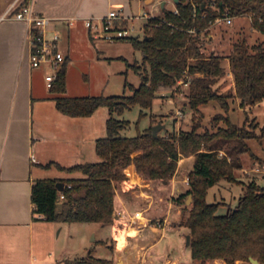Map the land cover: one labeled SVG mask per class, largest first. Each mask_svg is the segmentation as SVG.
Returning a JSON list of instances; mask_svg holds the SVG:
<instances>
[{"label": "trees", "instance_id": "obj_1", "mask_svg": "<svg viewBox=\"0 0 264 264\" xmlns=\"http://www.w3.org/2000/svg\"><path fill=\"white\" fill-rule=\"evenodd\" d=\"M246 17L251 29L264 35V0H180L176 11L166 8L162 16L151 18L144 27V36L121 40L141 53L142 65H127L141 78L138 87L127 79L121 96L67 97L68 62L62 65L50 89L55 95L56 109L71 118H88L105 108L107 136L96 141L97 163H86L70 168L49 163L45 169L55 168L68 174L80 173L81 179L37 180L32 186L31 200L35 216L50 223L114 224L115 190L127 180L126 169L134 165L141 179L169 182L177 173L181 158H194V167L188 174L189 189L174 199L177 205L193 198L185 227L191 237V260L208 264L223 260L226 264L248 262L250 258L264 264V187L256 181L242 183L236 171L243 170L241 156L259 160L248 142H264V126L258 123L238 126L232 123L230 96L220 91L219 81L225 77L223 62H229L235 93L240 108L246 113L264 103V42L250 44L245 38L233 42L227 57L215 53L205 55L204 45L213 24L218 19ZM127 21L123 27H127ZM90 39L93 41L91 35ZM190 77L188 106L192 112V126L170 135H153L155 117L151 125L140 130L143 118L152 111L158 95L174 91L178 81ZM129 90L131 94H126ZM160 98V97H159ZM217 102L223 113L213 123H224L225 128L201 133L204 115L200 108ZM140 108L135 123L137 134L126 135L132 123L122 117L127 111ZM225 150V151H224ZM224 154L221 155V152ZM234 155L235 158H234ZM240 156V158H239ZM232 157V159L230 158ZM226 181L241 184L243 195L237 206L221 215L223 203H208L209 191ZM58 184H63L60 192ZM64 200H60V196ZM107 246L105 242H101ZM68 264H114L91 254Z\"/></svg>", "mask_w": 264, "mask_h": 264}, {"label": "crops", "instance_id": "obj_2", "mask_svg": "<svg viewBox=\"0 0 264 264\" xmlns=\"http://www.w3.org/2000/svg\"><path fill=\"white\" fill-rule=\"evenodd\" d=\"M21 3L22 0H0V264H68L79 259L76 256L82 249L69 247L70 234L64 231L65 224L50 223L34 215L32 186L37 180L84 178L80 173L68 174L43 166L58 163L70 168L99 162L96 141L107 136L110 113L102 108L88 118H71L56 109L55 95L46 83L49 67H31L28 27L10 19ZM156 5L167 9V2L162 0H35L33 8L36 14L50 19L47 36L60 35L59 51L68 62V78L77 46L96 62L97 50L92 44L95 42L86 27L88 20L98 23L116 8L122 11L128 25L135 19L148 22L144 15L160 17L145 10L151 6L153 11ZM176 6L174 3L171 11H176ZM209 37L214 38L212 34ZM125 65H129L128 60ZM227 76L226 93L230 92L233 101L239 103L234 96L232 74ZM227 80L219 83L223 94L222 85ZM174 92L159 94L163 105L174 104ZM192 159L181 158L177 173L169 182L141 179L134 165L126 169L127 180L115 190L114 218L119 221L102 226L99 237L95 234L91 241L100 246H105L101 242L107 244L111 255L107 260L114 264H180L181 255L175 256L170 248L160 249V244L169 227L180 230L175 220L181 216V205L174 202L173 191L179 197L189 189L191 170L180 180L179 174L181 164ZM170 189L172 195L167 198ZM170 219L175 222L173 226ZM159 221L164 222L160 227L156 226Z\"/></svg>", "mask_w": 264, "mask_h": 264}, {"label": "rangeland", "instance_id": "obj_3", "mask_svg": "<svg viewBox=\"0 0 264 264\" xmlns=\"http://www.w3.org/2000/svg\"><path fill=\"white\" fill-rule=\"evenodd\" d=\"M162 1L167 2L168 10H173V0ZM145 10L147 12H153L156 16H162V7L160 5H156L153 11L151 6ZM232 21L231 25H228L224 21L215 25L211 29L210 33L214 36V38L209 37L206 39L204 45L205 55L209 56L210 54L215 53L217 55L227 57L232 50L233 42L243 38L247 39L250 44L264 42V35L251 29V23L248 18L239 17L233 19ZM146 24V20L135 19L134 22L127 25V28L130 29L132 37L142 38L144 36V26ZM94 42L95 43L92 44L97 50L95 53L96 62L92 61L91 57L85 56L87 53L84 49L78 46L75 48V58H71V62L69 64L67 95L65 96H121L124 91L125 79H127L134 87H138L141 84V78L134 70H129L128 75H125V72L127 71L125 60H128L129 65H142L143 60L140 52L136 51L132 45L127 42L106 43L101 40ZM63 44H66V40L64 38ZM62 50L65 52L64 49ZM97 57L100 58L97 60ZM223 67L226 70V74H228L230 72L228 61L225 60L223 62ZM226 76L221 78L219 83L228 79L222 86H225L224 94L231 96L232 94L230 92L226 93L229 87V78L228 76L226 78ZM174 93L177 95L175 96L173 105H163L161 98H159L160 95H158V99L154 102L152 111H148V116L143 118L140 122V130H144L151 125V115L155 117L153 123H157L158 121L162 122L164 129L159 132L161 135H166L167 133L169 135L173 134L178 127L179 131H188L191 129L193 115L188 106V87H180L178 91ZM126 94L131 93L127 90ZM229 104L231 108L229 117L233 124L238 126L246 125L249 128L250 125H255L256 123H258L260 127L264 126V103L257 105L247 113L240 108V104L237 101H233V98L229 100ZM200 110L204 115L202 129L200 130L201 133L206 131L213 133L217 131L219 127H226L224 123L216 125L213 123V119L218 114L223 113L217 102H210L209 104L202 106ZM140 111L141 109L136 107L131 111H127L122 117L132 123L131 129L126 131V135L129 137H133L137 134L135 123L138 121ZM178 113L180 114L179 116ZM248 145L259 160L254 161V159H251L247 154L242 155L241 158L239 156L242 161L243 170H237L236 177L242 183L249 184L252 181H256L259 185L264 187V142L259 143L258 141L251 140L248 142ZM224 151L221 152V155L224 154ZM235 156L236 155H234V158ZM230 158L232 159V157ZM193 167L194 159L181 164L179 180L181 179V176H185L187 171L192 170ZM178 186H180L179 183ZM182 186L185 187V185ZM169 191V194L166 196L167 198H170L172 195L171 189ZM173 192L175 193V199L178 195L175 190ZM243 192V186L241 184H230L223 181L209 191L207 200L210 204L218 202L223 203L219 213L224 215L227 213L229 208L234 209L237 206L238 200L243 195ZM187 200L188 197L185 200V204L181 205V216L178 220H175V225H177L180 230L177 232L172 227H169L160 244V249L166 250L170 248L175 256L181 255L180 264H195L191 260L190 247L187 246V238L190 236L189 230L185 227V222L189 216V210L192 208L193 198L190 203L187 202ZM166 214L167 210L164 215ZM114 220V222L119 221L118 218H114ZM173 221V219H170L169 221L171 226L175 223ZM142 222L145 223L144 220ZM65 227L64 231L69 232L70 234V239L67 242L69 247H79L82 249V252L76 256L77 258H86L90 254L98 259H108L111 256L110 250L107 246H100L95 242H91L95 234L99 237V231L101 230L102 225L65 224ZM63 239L64 238L61 239L62 243L64 241ZM64 244L66 243L64 242ZM208 264H226V262L223 260H216L209 262ZM235 264L249 263L238 261Z\"/></svg>", "mask_w": 264, "mask_h": 264}, {"label": "built area", "instance_id": "obj_4", "mask_svg": "<svg viewBox=\"0 0 264 264\" xmlns=\"http://www.w3.org/2000/svg\"><path fill=\"white\" fill-rule=\"evenodd\" d=\"M34 1L22 0V3L10 16V19L23 22L27 25L30 37V65L32 68H39L42 65L49 67L51 72L46 77V83L48 88L51 89L65 62V57L59 51L60 35L54 33L50 37L47 36L50 19L35 13L33 8ZM143 17L148 20L151 19L148 15H144ZM232 20L228 17L218 19L212 27L224 21L228 25H231ZM124 21H127V19L122 15V11L114 8L105 17L99 19L98 23L88 20L86 27L90 31L93 41L101 40L106 43H117L132 37L130 29L122 26ZM189 83L190 77L186 74L184 79L178 81L177 88L174 91L177 92L180 87H188ZM64 199V196L61 195L60 200L63 201ZM136 216L138 217L139 214H136ZM162 223L164 222H156V226L160 227Z\"/></svg>", "mask_w": 264, "mask_h": 264}, {"label": "water", "instance_id": "obj_5", "mask_svg": "<svg viewBox=\"0 0 264 264\" xmlns=\"http://www.w3.org/2000/svg\"><path fill=\"white\" fill-rule=\"evenodd\" d=\"M173 1H174V3H175L176 5H178V4L180 3V0H173ZM162 129H164V127L162 126V123H159L158 125L154 126L153 129H152L154 137H157V136H158V133H159ZM57 188H58V190L61 192L62 189H63V184H58V185H57ZM191 201H192V196L190 195V196L188 197L187 202L190 203ZM190 238H191L190 236L187 238V246L190 245ZM249 264H261V263H260L258 260L254 259V258H250V259H249Z\"/></svg>", "mask_w": 264, "mask_h": 264}, {"label": "bare ground", "instance_id": "obj_6", "mask_svg": "<svg viewBox=\"0 0 264 264\" xmlns=\"http://www.w3.org/2000/svg\"><path fill=\"white\" fill-rule=\"evenodd\" d=\"M142 219V218H141ZM143 220H141V225H144V223L142 222Z\"/></svg>", "mask_w": 264, "mask_h": 264}]
</instances>
